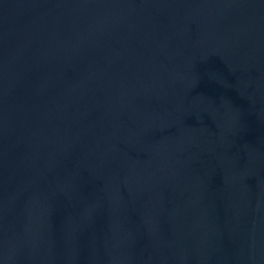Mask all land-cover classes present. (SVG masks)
<instances>
[{"label":"water","instance_id":"95a60500","mask_svg":"<svg viewBox=\"0 0 264 264\" xmlns=\"http://www.w3.org/2000/svg\"><path fill=\"white\" fill-rule=\"evenodd\" d=\"M0 264H264V0H0Z\"/></svg>","mask_w":264,"mask_h":264}]
</instances>
